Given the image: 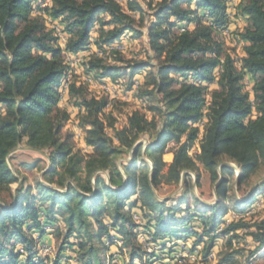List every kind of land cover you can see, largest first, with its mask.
<instances>
[{"label": "trees", "instance_id": "obj_1", "mask_svg": "<svg viewBox=\"0 0 264 264\" xmlns=\"http://www.w3.org/2000/svg\"><path fill=\"white\" fill-rule=\"evenodd\" d=\"M39 1L0 0V193L7 191L9 197L8 201L0 197V264H46L38 248L46 230L54 226L56 216L61 218L64 232L62 235L60 230H54L60 244L52 264L60 263L63 246L69 244L70 237L76 240L70 248L76 253L77 264H105L106 242H121L119 250H125L129 257L123 264L161 262L158 256L166 253V243L172 240L194 239V247L203 244L204 257L220 236H228L227 243L231 245L232 239L240 237L237 231L251 226L243 220L224 224L229 206L236 213L249 210L256 192L240 200L229 196L228 179L236 175V170L221 163L235 164L239 184L264 163V0H240L236 6L234 17L247 21L234 38L242 44L240 67L217 39L228 24L226 0L157 3L146 36L150 51L160 61L149 72L146 85L150 89L144 94L160 95L163 107L152 108L158 120L148 121L134 110L127 126L107 134L100 118L107 100L88 98L83 86L71 84L68 95L77 97L79 102L74 105L86 113L82 126H88L85 143L92 148L86 156L73 151L70 134H62L70 117L58 105L59 86L69 69L65 56H78L91 45L101 48L122 42L127 32L139 37L135 15L142 20L143 8L137 0H51V6L46 8H40ZM41 13L60 29L66 39L64 47L55 29L46 28ZM190 24H194L193 29L178 30ZM93 33H97L95 38ZM83 64L87 73L102 78L115 80L126 75L129 85L137 73L150 67L149 62H135L124 73L123 68L95 56ZM219 67L218 89L210 92L207 122L194 160L188 151L199 129L191 124L203 115L207 87L215 81L214 72ZM246 76L252 83V98L244 90ZM252 111L256 113L254 118ZM141 134L149 135L145 150L141 153L139 144L134 157L122 164V173L115 159L130 151ZM22 142L33 150L45 151L49 167L42 177L47 184L54 183L57 177L55 183L61 189L39 181L31 185L26 176L11 170L9 154ZM169 143L174 144L172 149ZM167 152L173 154L170 163L162 159ZM140 153L149 164L140 160L138 165ZM197 163L211 182L222 178L215 187L216 201L212 205L192 193L190 174L195 175L197 186L200 179ZM19 167L36 166L21 162ZM183 171L187 172L181 191L173 198L160 200L158 188L179 185ZM81 172L85 174L83 180ZM261 187L264 192V182ZM136 207L141 209L145 224L132 220L130 210ZM263 225L264 222L255 224L256 230L248 232L257 243L255 252L264 248ZM140 228L149 235L147 242L157 249L148 252L143 247L138 240ZM113 259L112 254L109 261ZM232 261L226 256L218 264Z\"/></svg>", "mask_w": 264, "mask_h": 264}, {"label": "rangeland", "instance_id": "obj_2", "mask_svg": "<svg viewBox=\"0 0 264 264\" xmlns=\"http://www.w3.org/2000/svg\"><path fill=\"white\" fill-rule=\"evenodd\" d=\"M143 8V19L139 20V15H135L137 20L136 28L140 31V36L136 37L135 34L130 32L125 33L121 41H123L125 45V51L122 54H117L115 57H112L110 61H105L107 64L119 66L124 69V73L127 72V66L129 64L135 62H149L150 67L148 69H144L141 72L137 73L134 76V80H139L140 86L138 89L131 91L132 85H129V80L126 75L120 76L118 79L111 80L110 78H102L96 76L93 73V77L95 79L100 80L104 79L106 81L113 82L117 85V95L110 96L108 94H104L98 90L96 87L90 88L87 85H83L80 82L82 76L86 75V70L84 66V62H86L89 58L90 53L94 50L89 48L83 51V54H79L78 57L72 59V63H75L74 66L71 67L73 71V80H75V86H83L86 89V96L94 97L96 99L105 98L107 100V106L104 111L100 114V118L104 123L105 132L107 134L112 135L115 130H119L124 126H127V120L129 115L134 111H139L141 114L145 116L148 121L158 120V113L153 111L152 108H161L163 107V102H160V95H154L153 97L148 96L145 91L149 90L150 87L146 85V82L150 79L149 72L153 71L157 63L160 60H156L154 58L153 53L150 51L147 43V36H146V27L148 26L150 20H153L152 13L154 7L159 3L161 0H137ZM193 6V5H192ZM44 18V17H43ZM105 18H107L105 16ZM247 25V21L245 18H233L230 25H228V30L225 28L220 30V33L217 35V39L222 42L223 50L232 55L237 56L238 54H243L241 45L233 46L230 42L231 39L235 38V34L238 31L243 30V28ZM184 26V25H182ZM194 24H190L189 28H192ZM49 29L48 26H46ZM58 30V29H57ZM228 31L230 34L227 33ZM97 33L92 34V38H95ZM95 48V47H94ZM68 55L65 56V58ZM215 78L217 80L218 74L217 70L214 72ZM80 79V80H79ZM179 80H182V77H178ZM79 80V81H78ZM188 80L191 78L188 77ZM252 83L249 80V77L246 76L244 80V90L249 92L250 98H252L251 92ZM208 95L210 97V92L212 90L218 89V85L216 81L211 84H208ZM78 103L79 100L75 96H70L64 101H60L58 105L60 108L66 109L70 117L66 121L63 129L62 134L63 136L66 134H70L71 139L70 142L73 147V151L79 153L80 155L86 156L92 153V148L87 146L85 143V128L88 126L83 127V116H85V110L82 107L76 106L74 104ZM255 111H252L251 117H255ZM202 137V131L198 133V137L194 142L193 146L191 147L192 151L189 152L191 157L195 160V155L199 152V142ZM149 140L148 134H141L138 137L137 142L141 144V153L145 150L147 142ZM136 142V143H137ZM138 144V145H139ZM174 146L173 143H169L168 147L172 149ZM130 151H124L115 159V166L118 168L120 166L122 170V164L127 162L128 159L131 160L134 155ZM139 154L138 156V165H140V160L145 161L146 156L143 154ZM171 153V152H169ZM8 159V164L11 170H18L20 177L26 176L27 182L31 185L35 184V181L47 183L43 179L44 171L49 167V161L47 159L45 151H38L33 150L26 146L25 142H22L10 155ZM163 160H170V155H163ZM118 160H121L118 164ZM21 162H28V163H35V168L32 169H25L19 167ZM228 162V161H225ZM232 168L235 169V164L232 162H228ZM149 164V163H148ZM199 171H200V179L199 184H196V177L194 174H190L193 178L192 180V193L197 197L200 201L206 204H214L216 201L215 193H214V185L215 183L211 182L209 178V174L203 169L202 165L197 163ZM59 169V167H58ZM107 178L106 174L103 173ZM81 180H83L85 174L81 172L79 174ZM57 177L54 178V183L49 184L54 186L58 189H61L55 182ZM228 195L232 196L236 199H242L246 197L251 192H256V198L254 205L247 211L243 213H236L233 211V207L229 206V210L225 215L224 224H227L232 221L243 220L244 222L248 223L251 227L249 229H245L243 231H237L236 233L240 235L237 239L231 240V245H228L227 239L228 236H220L215 241V245L213 246L211 252L204 257V247L203 244L193 246L192 242L194 239H188L187 241L184 240H172L169 243H166V253L160 254L158 257L161 259L160 261H155L153 264H218L220 260L229 256L233 259L232 262L229 264H264V248H261L258 251H254L257 247V243L253 241L252 237L248 235V232L251 230H256L255 224L264 222V192H262L261 184L264 182V163L260 164L259 167L252 172L249 177L243 181L241 184L236 181V175L228 179ZM74 186L75 183L71 182ZM17 186L13 184L11 186L12 189H15ZM183 187V184L181 185ZM179 185H161L158 188L156 195L159 198H173L175 197L180 191L181 188ZM0 197L4 200L8 201V192L2 191L0 193ZM171 205L172 203H168ZM190 205L194 206V203L191 201ZM184 208V207H182ZM196 209V207H195ZM137 211L142 217V224H145L146 219L144 218L141 209L136 207L130 210ZM105 222H108V219L103 217L102 218ZM56 222L54 226H51L46 230L45 235H50L48 239L45 241H41L39 244V256L44 259L46 264H52L54 260L57 258V251L60 244V238L57 239L56 232L54 230H60L61 234L63 235L64 232V224L61 221V218L56 216ZM140 225V224H139ZM223 226V225H222ZM196 229L200 230V225L195 223ZM264 227V225H263ZM144 232V229H139L138 238L140 237V233ZM112 233V231H111ZM44 235V236H45ZM61 235V236H62ZM149 237V236H148ZM43 240V239H42ZM139 240V239H138ZM69 244L63 246V251L59 258V264H77L75 261L76 253H74L70 247L74 246L76 242L75 237H70L68 239ZM50 246L52 249V253L45 254L41 252L42 246ZM121 242H117L114 245H108L106 242V246L108 251L106 252V260L105 264H123L124 262L129 260L128 253L125 250H119V246H121ZM114 256L112 261H109L110 255ZM136 262V261H135Z\"/></svg>", "mask_w": 264, "mask_h": 264}, {"label": "built area", "instance_id": "obj_3", "mask_svg": "<svg viewBox=\"0 0 264 264\" xmlns=\"http://www.w3.org/2000/svg\"><path fill=\"white\" fill-rule=\"evenodd\" d=\"M239 2H240V0H226V4H227L226 16L228 18V24L225 28L226 30H228V25H230L233 18H235L234 16H235V11H236V6L238 5ZM37 5L40 8L50 7L51 6V0H40L37 3ZM41 16L44 17L43 19H44L46 26H48L49 28L55 29V32L60 36L59 44L61 47H64L66 39L61 34L60 29L55 26L54 22L50 19V17L47 14L41 13ZM240 18H244V17H239V19ZM193 27L189 28V26L185 25V26H181L178 30L182 32L186 29L191 30V29H193ZM228 34H230L229 31L227 33V36H228ZM230 42L232 43L233 46L241 45L240 42H236L234 39H231ZM124 51H125V45H124L123 41L118 42V43H113V44H105L101 48L95 47L94 50L90 53L91 56H89V58L92 56H95L97 58L103 59L104 61H110L112 57H115L117 54H122V53H124ZM242 55L243 54H240V55L238 54L235 57L231 55L232 57L235 58L236 65L238 67H240L239 58ZM222 61H223V59H221V62ZM66 63L68 64L69 69L67 70V72L63 76L61 83H60V86H59L60 101H64V99H66L68 97V91H69L70 85L76 83L75 80H73V71L71 69V67L74 66L75 63H72V59L68 56L66 57ZM219 71H220V67L217 69V74ZM82 77L83 78H81V80L79 79L80 82H77L78 84L81 83L83 85L89 86L90 88L96 87L102 93L108 94L112 97L117 95V85L115 83L110 82V81H106L104 79H100V80L97 79L96 80L95 77H93V73H86V75H84ZM244 80H245V78H244ZM215 81H216V78H215ZM139 86H140L139 81L134 80L133 84H132L131 91L138 89ZM209 101H210V97H209V95H207L206 100H205V104H204L203 109H202V112H203L202 117L197 122L191 124L193 127H197L199 129V132L202 131V133H203L204 125L207 122L206 112L208 111ZM191 149L192 148H190L189 151ZM189 151H188V155L191 157V155H190L191 152H189ZM131 215H132V220L135 223L140 224V225L142 224V217L137 211H132ZM140 235H141L140 237H142V238H138L139 242L143 245V247L148 252H152L154 249L158 248V247L152 246L151 244H149V242H147L149 239V237H148L149 235L147 233L142 232V233H140ZM40 250H41V252H43L47 255L52 253V249L50 246L44 245L41 247Z\"/></svg>", "mask_w": 264, "mask_h": 264}, {"label": "water", "instance_id": "obj_4", "mask_svg": "<svg viewBox=\"0 0 264 264\" xmlns=\"http://www.w3.org/2000/svg\"><path fill=\"white\" fill-rule=\"evenodd\" d=\"M138 142L137 143H135L134 144V146L132 147V149L130 150V152H129V154L131 155V153H133V151H134V149L138 146ZM15 150V149H14ZM14 150L12 151V152H14ZM11 152V153H12ZM10 153V154H11ZM9 154V155H10ZM120 161L121 160H118V164L120 163ZM128 161H130L129 159H128ZM148 163H149V161L148 160H146ZM223 164H226V165H230L228 162H223V163H221V165H223ZM119 168V170L123 173V171L121 170V168H120V166L118 167ZM235 170H236V181L238 180V177H239V171H238V169L235 167ZM187 171H183L182 172V174H181V181H180V187H181V185L183 184V180H184V177H185V173H186ZM105 174H106V176H107V185L108 186H110V183H109V176H108V172H105ZM124 178H125V176H124ZM221 177L219 178V180L215 183V185H214V187H216L219 183H220V181H221ZM20 181H21V178H20ZM44 185H46V186H49V187H51V188H54V189H57V190H59L58 188H56V187H54V186H51V185H49V184H47V183H44V182H42ZM182 188V187H181ZM214 193H215V197H216V192H215V188H214ZM160 200H163V198H159Z\"/></svg>", "mask_w": 264, "mask_h": 264}, {"label": "crops", "instance_id": "obj_5", "mask_svg": "<svg viewBox=\"0 0 264 264\" xmlns=\"http://www.w3.org/2000/svg\"><path fill=\"white\" fill-rule=\"evenodd\" d=\"M94 45H91L90 46V48H92V49H94ZM84 52L83 51H81V52H79V54H83ZM68 57H70L71 59H74V57L76 58V57H78V56H76V55H68ZM139 81V80H138ZM140 83V82H139ZM3 112V109H0V113H2ZM165 155H170L171 156V159L170 160H168V162H166V160H163L164 162H166V163H170L171 161H172V158H173V154L172 153H169V152H167V153H164ZM163 154V155H164ZM162 159H163V157H162ZM50 235L48 234V235H45V236H43V240L42 241H45L46 239H48V237H49ZM47 241V240H46Z\"/></svg>", "mask_w": 264, "mask_h": 264}]
</instances>
